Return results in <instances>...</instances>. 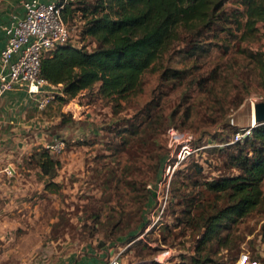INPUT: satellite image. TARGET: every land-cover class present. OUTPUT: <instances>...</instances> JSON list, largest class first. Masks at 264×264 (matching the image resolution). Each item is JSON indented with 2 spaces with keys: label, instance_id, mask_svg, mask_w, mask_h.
Listing matches in <instances>:
<instances>
[{
  "label": "rangeland",
  "instance_id": "374dc122",
  "mask_svg": "<svg viewBox=\"0 0 264 264\" xmlns=\"http://www.w3.org/2000/svg\"><path fill=\"white\" fill-rule=\"evenodd\" d=\"M238 1L227 0L226 8L235 9ZM83 25L80 18L68 24L69 41L91 50L96 44L81 40ZM201 43L204 49L193 52L184 35L119 105L89 93L64 102L59 94L41 109L34 98L38 105L28 113H39L44 123L34 129L45 138L23 160L24 181L5 179L10 189H0V264H76L109 246L123 249L135 233L138 242L124 251L125 264L155 259L166 249L172 261L189 264L203 231L200 215L215 200L206 184L236 173L228 164V142L253 125V103L264 101L256 71L236 53L234 36L214 30ZM241 44L264 51V23ZM175 70L183 75L171 77ZM56 135L67 147L51 153L59 165L48 176L39 153ZM184 145L192 147L191 155L164 176L168 159L174 162ZM162 178L168 198L161 214ZM224 235L233 248L207 244L212 264H262L264 201Z\"/></svg>",
  "mask_w": 264,
  "mask_h": 264
},
{
  "label": "trees",
  "instance_id": "16d2710c",
  "mask_svg": "<svg viewBox=\"0 0 264 264\" xmlns=\"http://www.w3.org/2000/svg\"><path fill=\"white\" fill-rule=\"evenodd\" d=\"M58 2L64 5L66 23L71 24L77 18L84 22L81 40L91 39L96 44L90 50L87 45L76 46L68 40L43 58L42 75L59 86L61 101L70 102L89 93L93 98L119 105L140 90L144 75L184 35L189 38L192 51L203 50L201 42L214 30L226 32L240 42L236 53L253 66L255 80L264 89V51L248 50L241 44L253 40L259 24L264 23V0H239L233 10L226 8L227 0ZM181 75V70H175L170 76ZM232 141L228 142L233 149L228 164L236 173L206 184L215 200L200 215L203 231L194 253L188 257L189 264L214 263L206 251L210 242H217L229 252L233 247L230 248L224 231L249 216L264 201V123H257L243 140ZM40 150L43 173L54 176L59 163L48 149ZM138 238L135 233L130 242H138ZM167 264H187V261L171 259Z\"/></svg>",
  "mask_w": 264,
  "mask_h": 264
},
{
  "label": "built area",
  "instance_id": "2783aa9c",
  "mask_svg": "<svg viewBox=\"0 0 264 264\" xmlns=\"http://www.w3.org/2000/svg\"><path fill=\"white\" fill-rule=\"evenodd\" d=\"M20 3L23 13H14L9 24L5 27L8 38L0 60V100L6 92L21 86L27 88L29 93L37 98L39 107L43 109L56 98L54 92H49L45 97H41L45 89L56 87L42 75L43 58L57 45L69 40L70 29L63 18L64 5L58 1L21 0ZM254 126L238 131L232 142L241 141L249 136ZM169 132L173 138L178 137L175 127L170 128ZM2 144L3 138L0 136V146ZM66 147L67 141L61 137L55 138L47 145V149L53 154L61 153ZM191 153L192 147L184 145L174 156V162L168 159V164L164 168V176L169 175L172 168L183 162ZM164 182L165 179L162 178L158 184L160 187L159 195L163 193V197L159 199L160 202L157 206V210L161 214L167 208L168 198V191H165ZM135 241L129 242L123 249L120 248L118 251L109 254L100 264H125L124 251ZM173 256L171 249H166L155 259L130 264H167L173 259Z\"/></svg>",
  "mask_w": 264,
  "mask_h": 264
},
{
  "label": "crops",
  "instance_id": "0c3cea01",
  "mask_svg": "<svg viewBox=\"0 0 264 264\" xmlns=\"http://www.w3.org/2000/svg\"><path fill=\"white\" fill-rule=\"evenodd\" d=\"M21 0H0V60L2 50L7 44V32L5 27L9 24L14 13H23ZM45 2L57 0H42ZM1 72V64H0ZM54 92L60 94L59 87H49L44 93ZM29 93L27 88L16 87L14 90L6 92L0 100V136L3 138V144L0 146V189L9 190L10 186L6 180H15V183L24 181L25 177L22 170L23 160L31 154L33 150L43 144L42 137L45 138L41 131L34 128L42 126L37 115L33 112L28 113V108H35L37 101ZM39 109V108H38ZM37 111V110H36ZM40 111V109H39ZM35 116V117H34ZM46 122V121H45ZM64 138L62 135L54 136L55 138ZM24 165V164H23ZM16 188V184L13 186ZM104 249L107 246H100ZM116 246H109L107 253H90V256L82 258V261L76 264H100L109 254L114 253ZM261 263L264 264V252L259 253ZM124 262L125 256L123 257ZM147 260V259H146Z\"/></svg>",
  "mask_w": 264,
  "mask_h": 264
},
{
  "label": "water",
  "instance_id": "95a60500",
  "mask_svg": "<svg viewBox=\"0 0 264 264\" xmlns=\"http://www.w3.org/2000/svg\"><path fill=\"white\" fill-rule=\"evenodd\" d=\"M256 122L264 123V101L255 104Z\"/></svg>",
  "mask_w": 264,
  "mask_h": 264
},
{
  "label": "bare ground",
  "instance_id": "6f19581e",
  "mask_svg": "<svg viewBox=\"0 0 264 264\" xmlns=\"http://www.w3.org/2000/svg\"><path fill=\"white\" fill-rule=\"evenodd\" d=\"M251 111H252V124H253V125H256L257 122H256L255 104H254V103H253V106H252Z\"/></svg>",
  "mask_w": 264,
  "mask_h": 264
}]
</instances>
